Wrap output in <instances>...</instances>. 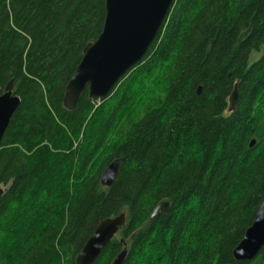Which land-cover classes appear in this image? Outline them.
I'll use <instances>...</instances> for the list:
<instances>
[{
    "label": "trees",
    "instance_id": "trees-1",
    "mask_svg": "<svg viewBox=\"0 0 264 264\" xmlns=\"http://www.w3.org/2000/svg\"><path fill=\"white\" fill-rule=\"evenodd\" d=\"M103 17V0H0V90L10 81L19 98L0 137V264H75L120 212L90 264L121 250V264H264V244L232 255L264 194V0H172L108 95L83 89L67 109L65 84Z\"/></svg>",
    "mask_w": 264,
    "mask_h": 264
},
{
    "label": "water",
    "instance_id": "water-1",
    "mask_svg": "<svg viewBox=\"0 0 264 264\" xmlns=\"http://www.w3.org/2000/svg\"><path fill=\"white\" fill-rule=\"evenodd\" d=\"M172 0H103L104 17L97 36L82 48L81 57L64 87L63 106L73 109L77 98L86 89L90 99H103L118 80L143 57L154 39ZM199 87L197 88V92ZM237 98L236 85L227 97V110L234 108ZM19 104L12 93L11 82L0 90V137L6 124ZM252 140L249 145L252 144ZM119 160L113 159L100 174L99 181L109 186L117 173ZM1 192V188H0ZM168 209L166 201L158 202L149 220ZM124 212L98 221L81 249L75 264H90L104 245L122 227ZM264 244V194L256 208L251 224L232 249L236 260L251 259ZM125 251L121 250L110 264H121Z\"/></svg>",
    "mask_w": 264,
    "mask_h": 264
},
{
    "label": "rangeland",
    "instance_id": "rangeland-1",
    "mask_svg": "<svg viewBox=\"0 0 264 264\" xmlns=\"http://www.w3.org/2000/svg\"><path fill=\"white\" fill-rule=\"evenodd\" d=\"M257 56V54L255 52H251V54L249 55V61H252L253 59H255Z\"/></svg>",
    "mask_w": 264,
    "mask_h": 264
}]
</instances>
